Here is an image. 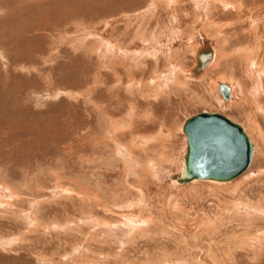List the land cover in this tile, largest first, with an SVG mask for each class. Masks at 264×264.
<instances>
[{
  "label": "rangeland",
  "instance_id": "374dc122",
  "mask_svg": "<svg viewBox=\"0 0 264 264\" xmlns=\"http://www.w3.org/2000/svg\"><path fill=\"white\" fill-rule=\"evenodd\" d=\"M201 1L0 0V264H264V75L241 53L264 63V0ZM203 8L228 49L205 77L185 78L192 45L120 52L191 36ZM232 75L248 95L222 105L210 83ZM204 111L244 126L253 161L182 185L183 125Z\"/></svg>",
  "mask_w": 264,
  "mask_h": 264
},
{
  "label": "water",
  "instance_id": "95a60500",
  "mask_svg": "<svg viewBox=\"0 0 264 264\" xmlns=\"http://www.w3.org/2000/svg\"><path fill=\"white\" fill-rule=\"evenodd\" d=\"M198 53L195 74L205 71L213 58L208 40ZM225 99L231 98V89L222 84ZM187 147L184 168L172 178L186 185L194 181L212 180L231 182L249 170L255 147L242 124L219 112L204 111L187 118L183 125Z\"/></svg>",
  "mask_w": 264,
  "mask_h": 264
},
{
  "label": "bare ground",
  "instance_id": "6f19581e",
  "mask_svg": "<svg viewBox=\"0 0 264 264\" xmlns=\"http://www.w3.org/2000/svg\"><path fill=\"white\" fill-rule=\"evenodd\" d=\"M204 1V3L207 1V0H203ZM203 1H201V2H203ZM200 2V3H201ZM207 4V3H206ZM202 6H205V4H201ZM208 5V4H207ZM227 6H229V7H227ZM232 5H230L229 3H226L225 2V4L223 5V7L225 8V7H227V9H232V7H231ZM207 7V6H206ZM208 7H209V5H208ZM227 9H225V10H227ZM240 9V8H239ZM204 10V8L202 9V11ZM231 11V10H230ZM207 9L205 8V10H204V12H203V15H202V17H201V19H203V20H205V21H203V23H202V25L200 26V28H196L195 30L197 31L195 34L193 33V34H191V36H188V37H185L184 39H180L179 38V36L177 35L176 37H174L173 38V42H174V44L175 45H171L170 44V46L168 45V37H167V35H163V37H161L160 39H161V41L162 42H159V41H155V43H152V44H149L150 42H148L147 43V41H142V42H144V43H147V44H138V46H135L134 48H131L130 50H128V51H124V50H122V48L120 47L119 49L121 50L120 52L122 53V54H127V53H130V55L131 56H133V58H141L142 56H143V54L144 55H152V54H156V53H158V52H160L161 50L162 51H165L164 49H166V50H168L169 52L171 51V49H172V46H178V47H181V48H183V46H186V47H190L191 49H192V46H194L195 48H196V50L194 51L195 52V54H194V57H195V65H194V67H193V69L191 70V71H189V72H185L186 74H185V78H189V77H191V78H193V77H199V76H203V77H205L206 75H207V72L211 69V68H214L216 65H218L219 64V61H220V58H221V54H223L224 55V53H226L227 51H228V49L227 48H225V44H227V42H226V40H224L223 41V39H225V37L223 36V32H221L220 30H218V33L216 32V36L217 37H215V38H211V37H209L208 35H207V33L205 34V35H203L202 34V32H200V30L199 29H202L201 27L202 26H207L206 28L208 29L210 26L207 24V21H208V18L206 17V15H207ZM211 13V12H210ZM207 18V20H206V18ZM205 28V29H206ZM165 31V30H164ZM200 32V33H199ZM165 33V32H164ZM168 33V32H167ZM204 33V32H203ZM169 34V33H168ZM175 36V35H174ZM222 36V37H221ZM221 37V38H220ZM205 40H208L209 41V43H210V45H211V48H212V51H213V58H212V61L210 62V64H209V66H208V68L205 70V71H203L202 73H200V74H195L194 73V69L196 68V66L198 65V53L200 52V50L204 47V41ZM220 40H221V42H220ZM223 41V42H222ZM170 43V42H169ZM108 44H109V42H108ZM113 45H114V43H112ZM137 45V44H136ZM180 45V46H179ZM190 45V46H189ZM192 45V46H191ZM161 48H163V49H161ZM189 48V49H190ZM244 48V47H243ZM240 49V48H239ZM242 49V48H241ZM240 49V50H241ZM109 50H112V51H114V48H112L111 46H109L108 47V51ZM194 50V49H193ZM192 50V51H193ZM237 50V49H236ZM235 50V52L236 53H239V51L237 50L236 51ZM249 50V51H248ZM149 51H151V53H149ZM168 52V53H169ZM111 53V52H110ZM241 53H242V58L245 60V61H247V62H249L250 63V70H252V73L253 74H251L255 79H258L259 80V78H260V76L262 77V75H264V63H261V62H258V60L257 61H255L256 59H254L253 58V53L254 54H257V51L256 50H252L251 49V47L249 48V47H247V48H244L243 49V51H241ZM240 53V54H241ZM161 54V53H160ZM259 54V53H258ZM164 55H165V53H164ZM157 56H158V54H157ZM257 58V57H256ZM131 59V58H130ZM135 62V61H134ZM141 63V62H140ZM248 66V65H247ZM172 67H174L175 68V70H177V68H176V65H172ZM173 68V69H174ZM178 69H180L181 71H182V68H181V66L179 65L178 66ZM248 69V70H249ZM173 70H169V74L167 73V72H164V75L163 76H160V79H165L167 76H169V75H175V77L176 76H178L177 74H176V72L177 71H175V72H172ZM184 71V70H183ZM182 71V72H183ZM248 72V71H247ZM184 73V72H183ZM179 74V73H178ZM250 74V73H249ZM259 74H262V75H260L259 76ZM235 77V76H234ZM234 77H233V75H232V77H226V76H222V77H220V79H218V80H216V81H214V82H211L210 84L211 85H213L212 86V89H213V95H214V97H215V99L216 100H218V102L220 103V104H222V105H227V104H232V103H237L238 102V98H239V96L240 95H242V94H245L244 96H247L248 94H246V93H244V91L243 90H241L239 87H238V85H237V83H236V81L234 80ZM159 78V77H158ZM253 79V78H252ZM254 79V80H255ZM262 79V78H261ZM201 80H202V78H201ZM168 81V80H167ZM189 81V80H188ZM238 81H240V79L238 80ZM255 81H257V80H255ZM254 81V82H255ZM175 82H178V84H179V86L181 85V86H183L184 88H187L186 87V85L188 86V83H187V79H184V80H175ZM241 82V81H240ZM257 82H259V81H257ZM172 83H174V82H172ZM262 83V82H261ZM222 84H226V85H228L229 87H230V89H231V98L228 100V99H225L224 98V96H223V94H222V92H221V90H220V86L222 85ZM140 85V84H139ZM163 85L164 84H162V85H157L158 87V89H156L155 90V93L156 94H158L159 93V91H161V89H162V87H163ZM241 85V84H240ZM242 85L244 86L245 84H243V82H242ZM258 86H259V84H257ZM144 87V86H143ZM264 87V86H263ZM150 88V87H149ZM189 88V87H188ZM242 88V87H241ZM255 89H256V86H255ZM171 90V89H170ZM264 90V89H263ZM247 91V90H246ZM261 93V92H260ZM248 98V97H247ZM249 98H251V97H249ZM248 98V99H249ZM242 100H244V99H242ZM241 102V101H240ZM239 103V102H238ZM237 103V104H238ZM249 136V135H248ZM249 138H250V136H249ZM251 139V138H250ZM252 141V140H251ZM143 142V141H142ZM253 142V141H252ZM254 144V143H253ZM146 145V144H145ZM255 147V146H254ZM255 154V153H254ZM151 167V171L153 172V174H155V175H157V176H163V174L164 173H167L169 170H170V166H169V164L168 165H165L164 167H159V166H156V165H151L150 166ZM184 167V166H183ZM247 172V171H246ZM245 172V173H246ZM244 173V174H245ZM167 174H169V173H167ZM171 176V175H170ZM173 179V178H172ZM200 181V180H199ZM201 181H206V182H213V183H222V182H216V181H212V180H201ZM194 182H197V181H194ZM232 182V181H231ZM179 183V182H178ZM191 183H193V182H191ZM226 183H228V182H226ZM190 184V183H189ZM183 185V184H182ZM240 208V207H239ZM246 208V207H245ZM249 208V207H248ZM252 208V207H251ZM235 209H237V208H235ZM247 210V209H246ZM245 210V212H247ZM252 210V209H251ZM125 223H127V225H129V226H134V227H137V225H136V221L135 220H133V218L131 217V218H127V222H126V220H125ZM126 225V226H127ZM118 227V226H117ZM116 227V228H117ZM115 228V229H116ZM122 229H124L125 227L123 226V227H121ZM127 229V228H126Z\"/></svg>",
  "mask_w": 264,
  "mask_h": 264
}]
</instances>
